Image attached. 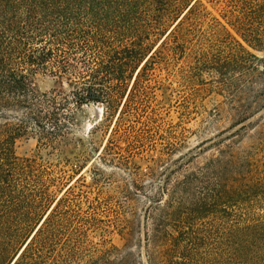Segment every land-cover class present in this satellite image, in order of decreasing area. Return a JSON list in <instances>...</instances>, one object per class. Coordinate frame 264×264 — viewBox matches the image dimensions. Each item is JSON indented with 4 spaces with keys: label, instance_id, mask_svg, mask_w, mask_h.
<instances>
[{
    "label": "trees",
    "instance_id": "16d2710c",
    "mask_svg": "<svg viewBox=\"0 0 264 264\" xmlns=\"http://www.w3.org/2000/svg\"><path fill=\"white\" fill-rule=\"evenodd\" d=\"M213 2L219 17L205 0H0V264H136L130 251L116 257L83 240L96 213L72 208L71 186L52 198L33 160L15 155L29 132L45 141L71 127L59 123L69 118L56 92L40 94L32 78L50 70L67 79L77 107L125 98L115 133L140 83L182 64L185 83L219 81L240 125L264 96L250 87L251 101L234 99V75L250 78L256 67L243 43L264 52V0ZM166 193L149 217L147 264H264V160L227 152Z\"/></svg>",
    "mask_w": 264,
    "mask_h": 264
},
{
    "label": "rangeland",
    "instance_id": "374dc122",
    "mask_svg": "<svg viewBox=\"0 0 264 264\" xmlns=\"http://www.w3.org/2000/svg\"><path fill=\"white\" fill-rule=\"evenodd\" d=\"M208 1V10L219 17L216 3ZM243 45L256 58L245 57L256 66L251 75L248 72L250 78L234 75L236 80L241 78L234 99L244 103L254 95L248 88L264 93V52ZM186 70L182 64L155 69L154 80L140 83L115 133L125 98L117 104L111 100L109 105L77 107L67 79H59L50 70L32 78L40 94L56 92L61 105L58 113L69 118H61L59 123L71 127L61 129L59 137L46 136L45 141L37 132H29L15 142L14 153L33 160L49 182L52 198H61L71 186L72 208L96 213L100 222L88 227L83 240L97 250L115 249L116 257L130 251L136 264H147L143 247L145 234L152 229L149 217L154 215V202L161 199L164 203L166 190L175 181L211 160L226 157L227 152L250 151L257 160H264V96L244 122L232 126L237 103L230 102L231 96L220 89L219 81L204 75L203 82L188 84L179 78ZM59 92L69 105L64 106ZM147 119L153 122L144 127L141 122H149Z\"/></svg>",
    "mask_w": 264,
    "mask_h": 264
},
{
    "label": "water",
    "instance_id": "95a60500",
    "mask_svg": "<svg viewBox=\"0 0 264 264\" xmlns=\"http://www.w3.org/2000/svg\"><path fill=\"white\" fill-rule=\"evenodd\" d=\"M16 258H17V257H16ZM16 258H15V259H16ZM15 259H14V261H15ZM14 261H13V262H14ZM13 262H12L11 264H13Z\"/></svg>",
    "mask_w": 264,
    "mask_h": 264
}]
</instances>
